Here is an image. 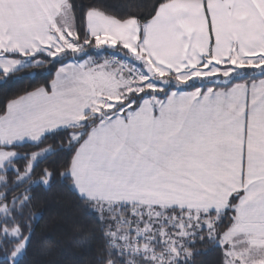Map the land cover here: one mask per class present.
I'll return each mask as SVG.
<instances>
[{
	"label": "crops",
	"instance_id": "crops-1",
	"mask_svg": "<svg viewBox=\"0 0 264 264\" xmlns=\"http://www.w3.org/2000/svg\"><path fill=\"white\" fill-rule=\"evenodd\" d=\"M66 4L67 0H0V72L24 66L14 55L56 46L66 32L59 23ZM87 30L100 50H85L82 59L63 63L49 89L39 88L8 104L0 118V167L18 156L7 147L37 143L55 130L82 124L88 114L101 113V121L72 160L74 187L82 197L221 213L236 195L234 218L224 233L238 235L226 257L233 264L240 256H262L264 76L205 92L172 89L163 97L148 94L133 107L129 72H123L121 63H109L108 52L132 54L141 43L138 54L144 65L151 64L160 79L169 80L166 74L175 73L177 78H171L178 83L172 84L218 80L208 71L211 64L227 69L234 57L245 64L241 70L247 72L241 75L260 73L264 0H173L142 25L93 10ZM91 54L94 62L88 59ZM85 58L99 66L107 80L94 79L83 65ZM111 82L116 91L108 90ZM105 95L108 98L101 100ZM125 101L126 107L112 112Z\"/></svg>",
	"mask_w": 264,
	"mask_h": 264
},
{
	"label": "trees",
	"instance_id": "trees-1",
	"mask_svg": "<svg viewBox=\"0 0 264 264\" xmlns=\"http://www.w3.org/2000/svg\"><path fill=\"white\" fill-rule=\"evenodd\" d=\"M170 1L173 0H67V11L73 15L75 41L83 42L84 51L89 52V49L100 50H95L98 40L87 30L90 11H100L122 21L136 19L142 25L153 19L160 7ZM108 54L111 55L109 62L114 56L130 59V54ZM13 57L22 60L24 66L13 72H0V118L11 101L39 88L49 89L57 69L72 56L56 59L38 51ZM263 76L264 71L248 72L234 76L228 82H224L223 77L218 80L210 78L187 84H170L156 92L150 87L140 94L132 91L129 99L134 101L133 107H137L148 94L163 97L172 89L205 92L211 88H229L235 83L251 82ZM157 85L159 87L160 83ZM121 106L119 104L112 112ZM102 117L101 113L88 114L82 124L55 130L37 143L7 147L18 156L0 167V264H155L149 255L135 256L121 251L124 241L119 238L128 235L125 242L130 245L133 237L131 228L121 222V216L134 224L140 221V229L143 230L146 225H151L148 222H153L152 229L143 231L142 239H147L150 234L156 236L149 244L153 251L165 256L164 260H159L160 264H228L224 247L204 226L188 225L190 231L176 246L178 253L170 256L166 249L167 237H162L161 228L164 226L171 233H177L179 229L165 221L162 224L157 221L174 217L185 219L187 210L111 205L84 198L77 192L71 175L72 160ZM80 130V139L73 141L72 134ZM37 153L39 155L30 168L33 155ZM236 200L235 195L230 208L215 221L217 234L231 227L234 218L232 207ZM199 213L202 220L207 217L214 220L218 216L215 211ZM25 241L24 252L15 260L18 246Z\"/></svg>",
	"mask_w": 264,
	"mask_h": 264
},
{
	"label": "rangeland",
	"instance_id": "rangeland-1",
	"mask_svg": "<svg viewBox=\"0 0 264 264\" xmlns=\"http://www.w3.org/2000/svg\"><path fill=\"white\" fill-rule=\"evenodd\" d=\"M67 10H68V5L66 4V6L64 7V11H63L61 20H59V23H62V24L64 23V26H65L64 28L66 31L65 34H62V38H60L58 40V42L56 43V46H54L53 48H50L48 50H40V51L46 52L47 54L54 56V58H56V59H62L63 57H66L68 55L72 56L70 59H74V57H77L78 59H82L83 58L82 54H84V52H85L84 48H83V42L80 43L78 39H76V40H78V42H76L75 37L72 36V35H74L73 34V32H74L73 31L74 20H73V17H71V16H73L72 13H68ZM120 21H122V20H120ZM125 21H127V20H125ZM141 39H142V37H138L137 42H140ZM138 44H140V46H142L141 43H138ZM98 45H99V43H97V46ZM140 46L138 45V48H135L133 50L131 49L132 54L129 55L130 56L129 58H130V61H133L135 63V65L139 66V68L146 73L145 65L143 64L144 60L141 58L142 54H138L140 51L139 49L142 50V47H140ZM89 50H91V49H89ZM95 50H97V49H95ZM92 55L93 54L89 55L88 59H91L92 62H94L95 61V57H94L95 55H93V56ZM85 59L86 60L83 61V65L84 66L87 65V70H88V72H90L91 75H93L94 79L96 78L98 80H103V79L107 80V78H108L107 75L98 72L99 66H96L95 64L92 65L91 61H89L87 58H85ZM245 61L253 62L255 60H253L251 58H246ZM37 62H39V61H37ZM103 64L105 65V63H103ZM227 64L231 65V66H228L227 69H225L226 67L217 68L216 66L211 64V68H209L210 70L208 69V71H212V75H216V77H219V78L225 77V78H223L224 82H228L234 76L241 75V74L247 72V71L241 70V68L245 64L243 62H241V59L239 57H236V58L234 57L231 60V63H227ZM252 64H256V63H252ZM10 66L12 67V69H17V67H19V65H17V66L10 65ZM90 66H93V68ZM126 69L129 73H132L134 70L132 65H129ZM262 69L264 70V65L263 66L259 65L257 68V70H262ZM251 70H252V68L248 71H251ZM11 71H13V70H11ZM220 74H223V75L219 76ZM166 76H167L166 78H168L169 80L160 79L157 76H151L150 74L146 73L147 82L145 80H143L142 78H139L138 80H136V83L137 84H143V83L146 84L145 89H143L144 92L146 89H148L150 87L152 88L153 92L154 91L156 92V91H160V90L168 87L172 83H178L175 79L173 80V78H171V77L177 78L175 73H168V74H166ZM196 79H198V78H196ZM139 80H141V81L139 82ZM130 82H131V80H130ZM157 83H160L159 87L156 86ZM96 84H97L99 91H100L102 88V83L100 81H98ZM131 87H132V85H131ZM104 89H105V87H104ZM108 90L109 91H112V90L116 91L117 90L116 84L114 82H111V84L108 86ZM143 91H138V93H141ZM129 92H130V96H131V91H129ZM107 96H108V94H107ZM107 96L105 95L104 98H100V99L106 100L108 98ZM121 104H122V106L119 108H124L127 105V101H125ZM115 106H116V104H115ZM81 135H82V130L74 132L72 134V140L78 141L80 139ZM47 151H50V149H48ZM13 153L16 154V152H13ZM38 155H39V153L33 155V160H32V163L30 165V168L34 164V161ZM93 201H95V202L98 201L101 203H108L111 205H114L116 203V202H111V201H106V200H101V199L93 200ZM221 213H217L218 216L214 217L215 218L214 220H212L211 218H208V217L204 218L202 220L201 219L202 215L199 212H190V211L186 212L185 219H179L178 217H174V218H168L167 217L168 219H163V221H161V222L158 220L157 223H159V224H162L165 221V223H169V226H177V229H179V231L177 233H171V232H168V229L166 227L162 226V228H161L163 230L161 233L162 237H167V238H165V240L167 241V244H168V247L166 249L170 253V256L174 257V255H176L178 253V248L176 247L177 244L179 242H181L183 240V238L188 234V232L190 231V228H191L189 226H194V225L206 227L210 231L211 236H213L215 239H217L218 243L224 247L225 252L228 253V251L231 249L230 247H231V242L233 240V236L235 237V235H238V233L232 234V232L229 231L226 233L217 234V232L214 230V224H215V221L218 220V218L220 217ZM154 216H155V218H158V216L155 213H154ZM152 223L153 222H151V221L148 222L147 224H151V225H146L144 227V231H149L150 227L152 229V225H153ZM127 225L130 228L131 224H127ZM241 235L242 234L239 235L240 236L239 238H242ZM124 243H126V242L124 241ZM261 245L264 247V244H261ZM25 247H26V241L24 243H22L20 246H18L16 254L14 255L15 260H17L22 255V253L25 250ZM121 248H122V246H121ZM125 249L127 250L126 247H125ZM261 250L264 251V248H262ZM136 253H135V256H143L144 255V257L145 256L147 257V254H143L141 251H138ZM164 257L165 256H163V253H161V255H156L155 253H149V259L156 261L155 264H160L161 262H159V260H161V259L164 260L165 259ZM238 259L239 260H235V262L233 264H264V253L262 256L259 254L258 258H252V257H249L246 255L245 258H243V256H240ZM227 262H228V264H232L230 261H228V259H227Z\"/></svg>",
	"mask_w": 264,
	"mask_h": 264
},
{
	"label": "built area",
	"instance_id": "built-area-1",
	"mask_svg": "<svg viewBox=\"0 0 264 264\" xmlns=\"http://www.w3.org/2000/svg\"><path fill=\"white\" fill-rule=\"evenodd\" d=\"M110 63L112 65L117 64V63H121L122 67H123V72L126 71L127 67L129 65L133 66V72L129 73V79L132 82V87L131 90L134 92H138V91H143V89H145L146 84H137L136 80H138L139 78L144 79L145 75L143 74V72L138 68V66L132 64L130 62V60L126 59V58H121V57H112V60L110 61ZM121 222L123 224H131L130 228L133 232V237H131V243L129 245V243H124V245L121 248V251L125 254H132L135 255L136 252L141 251L143 254H147L149 255V253H155L156 255H161V253L157 252V251H153V247L151 246V244H149V242L154 241L156 239V236L153 234H150L147 236L146 238L142 239L143 236V229H140L141 224L140 221H137L136 224H134L132 221H130V219H125L123 216H121L120 218ZM128 235H125L123 237H120L119 240L121 241H126L128 240ZM148 241V243H147ZM134 242V243H133ZM127 248V250L125 249V247ZM137 254V253H136Z\"/></svg>",
	"mask_w": 264,
	"mask_h": 264
},
{
	"label": "water",
	"instance_id": "water-1",
	"mask_svg": "<svg viewBox=\"0 0 264 264\" xmlns=\"http://www.w3.org/2000/svg\"><path fill=\"white\" fill-rule=\"evenodd\" d=\"M146 71H147L151 76H154V72H153V68H152L151 64H147V66H146Z\"/></svg>",
	"mask_w": 264,
	"mask_h": 264
}]
</instances>
